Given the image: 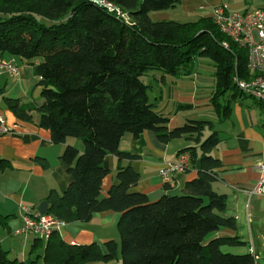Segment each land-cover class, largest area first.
<instances>
[{
    "label": "trees",
    "instance_id": "16d2710c",
    "mask_svg": "<svg viewBox=\"0 0 264 264\" xmlns=\"http://www.w3.org/2000/svg\"><path fill=\"white\" fill-rule=\"evenodd\" d=\"M177 3L179 0H0V57L36 61L33 67L42 97L38 125L49 131L54 144L82 142V149L67 143L60 155L71 179L62 192L51 189L47 193V214L67 224L87 222L97 212L119 213L118 240H108L104 249L96 243L69 244L58 230L44 244L36 236L31 248L43 244L46 264H258L254 252L222 251L223 245L245 244L238 235H214L237 225L234 217L224 214L226 195L213 188L221 162L210 154L220 141L212 120L187 119L169 129L168 117L154 110L150 85L142 77L154 72L161 79L165 75L180 77L192 72L198 58L210 59L215 86L209 104L216 119L223 121L231 114V102L246 94L236 81L251 79L259 72L248 69L247 49L223 34L212 16L186 22L151 19L150 12ZM4 99L18 118L31 121L32 109L14 98ZM205 129L210 133L202 138ZM144 130H152L162 142L179 137L195 141L178 155H189L185 172L198 166L196 176L187 179L177 193L151 201L147 194L131 190L139 173L119 164L117 183L102 196V181L108 172L104 157L115 154L118 162L132 158L119 150V141L125 133L137 137ZM0 166L9 163L0 159ZM172 186L174 181L163 184L165 190ZM9 217L0 214V227L7 228ZM0 264L36 261L10 258L0 247Z\"/></svg>",
    "mask_w": 264,
    "mask_h": 264
},
{
    "label": "crops",
    "instance_id": "0c3cea01",
    "mask_svg": "<svg viewBox=\"0 0 264 264\" xmlns=\"http://www.w3.org/2000/svg\"><path fill=\"white\" fill-rule=\"evenodd\" d=\"M222 4H226L229 11L264 7L259 0H179L174 7L150 12V17L155 21H194L212 16L215 7ZM6 58L13 60L18 72L15 75L0 73V119L10 128V132H0V159L9 163L7 167L0 166V214L10 216L7 228L0 227V247L7 253L12 252L11 258L27 261L36 235L21 230L24 226L23 208L27 207L39 215L47 214V193L51 189L62 192L71 179L65 163L60 159L61 153L67 143L82 148L77 140L54 144L49 131L38 125L37 107L42 103V97L39 78L33 67L36 61L14 56ZM202 61L198 58L191 73L176 78L165 75L162 80L160 73H149V100L157 113L168 117L169 129L187 119H195L201 111L211 114L209 100L215 86L213 67L208 63L207 68H203L205 64ZM5 97L14 98L19 105L32 109L29 112L31 121L18 118L8 107ZM241 98L237 96L231 102V114L227 119L219 121L215 115L211 116L215 119L212 120L213 129L218 131L220 141L210 154L221 162L216 169L213 188L226 195L227 209L224 214L234 217L237 225L233 230L221 229L214 235L239 236L243 225L247 224L251 240L248 252L253 251L257 255L259 264L258 245L259 241H264V194H250L249 191L259 179L257 165L264 162V110L257 100L253 106ZM193 144L196 142L184 137L162 142L152 130H144L137 137L125 133L118 148L133 156L120 162L115 154L104 157L103 165L108 172L102 181L101 195H106L108 189L117 183L119 164L129 165L139 173V181L131 190L147 194L149 200H156L165 193H177L187 179L196 176L198 166L178 173L174 186L169 190L163 188L158 170L163 163L175 160L182 148ZM118 218L119 213L113 210L97 212L87 222L63 225L59 234L69 244L96 243L104 249L103 244L108 240H118ZM42 241L44 244L45 239ZM43 244L38 243L34 248L36 264H46Z\"/></svg>",
    "mask_w": 264,
    "mask_h": 264
},
{
    "label": "built area",
    "instance_id": "2783aa9c",
    "mask_svg": "<svg viewBox=\"0 0 264 264\" xmlns=\"http://www.w3.org/2000/svg\"><path fill=\"white\" fill-rule=\"evenodd\" d=\"M105 5L112 9L109 2ZM114 9L120 16L124 15L118 8ZM212 19L223 34L247 49V67L250 70H256L259 74L248 80H237L236 84L244 93L259 101L264 108V7L229 12L226 4H222L215 7ZM223 44L227 46L226 42ZM17 68L13 60H4L0 57V73L15 75L18 72ZM8 131L9 128L0 119V132ZM189 162V155L181 153L175 160L163 163L158 170V175L163 183L172 185L175 175L185 172ZM257 169L259 179L250 189V194H264V162L258 164ZM23 209L24 226L21 230L31 232L40 238L47 239L54 230L59 231L65 225L64 222L54 219L49 214L39 215L32 213L27 207Z\"/></svg>",
    "mask_w": 264,
    "mask_h": 264
},
{
    "label": "rangeland",
    "instance_id": "374dc122",
    "mask_svg": "<svg viewBox=\"0 0 264 264\" xmlns=\"http://www.w3.org/2000/svg\"><path fill=\"white\" fill-rule=\"evenodd\" d=\"M259 1L261 3H264V0H259ZM247 10H251V9H247ZM164 20H167V19H164ZM201 59L203 60L202 62L205 64L203 66V68H207L206 64H208V63H211V65H212V62L210 61V59H208L206 57H201ZM212 67H213V65H212ZM148 77H149V74L144 75L142 78H143V80L145 82H147ZM148 94H149V91H148ZM245 95H248V94H245ZM245 95L241 94L240 96H238V98L240 99V97H242L241 100L242 99L243 100L246 99L247 101H249L248 102L249 104H252L253 106H255L256 99H254L252 96H249V95L245 96ZM201 113L202 114H206V115H200ZM201 113H199L198 117H196L195 119H211V120H215L214 118L212 119V117H211L214 114L213 111H211V114H209L207 111H201ZM8 132H10V130ZM209 133H210L209 129L204 130L202 138H205ZM78 143H79V145L82 146V142L80 143V142L77 141V144ZM243 226H244V229L240 232L239 238L241 239V241L245 242V244H242V245H230V246L223 245L222 248H221L223 252H230V253H235V254H242V253L248 252L249 246H251V240L249 239V227H248L247 224H244ZM116 231H117V229H116ZM257 242L258 241L255 242V246L257 245ZM259 242H260V245H258L259 246L258 250L260 251L259 264H264V241L261 240ZM35 250L36 249H34L32 251L33 253L31 252L30 257L27 259V261L31 262V261H34L37 258ZM8 256L11 258L12 252H9ZM99 263L101 264V262H99ZM108 263L109 264H119V262L116 263L114 261L113 262L111 261V262H108ZM102 264H107V263L102 262Z\"/></svg>",
    "mask_w": 264,
    "mask_h": 264
}]
</instances>
